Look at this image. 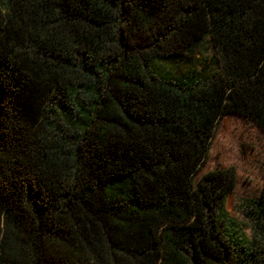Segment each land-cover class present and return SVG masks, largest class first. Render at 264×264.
Returning <instances> with one entry per match:
<instances>
[{
    "label": "trees",
    "instance_id": "obj_1",
    "mask_svg": "<svg viewBox=\"0 0 264 264\" xmlns=\"http://www.w3.org/2000/svg\"><path fill=\"white\" fill-rule=\"evenodd\" d=\"M226 115L264 133V0H0V264H264Z\"/></svg>",
    "mask_w": 264,
    "mask_h": 264
},
{
    "label": "rangeland",
    "instance_id": "obj_2",
    "mask_svg": "<svg viewBox=\"0 0 264 264\" xmlns=\"http://www.w3.org/2000/svg\"><path fill=\"white\" fill-rule=\"evenodd\" d=\"M228 165L235 169V184L226 196L225 207L230 215L241 218V202L257 196L264 179V133L236 115L219 121L200 173Z\"/></svg>",
    "mask_w": 264,
    "mask_h": 264
}]
</instances>
